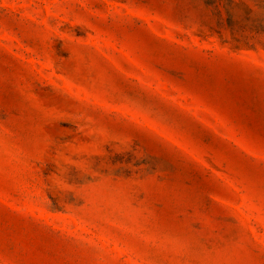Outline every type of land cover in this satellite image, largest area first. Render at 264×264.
Wrapping results in <instances>:
<instances>
[{
    "label": "rangeland",
    "instance_id": "1",
    "mask_svg": "<svg viewBox=\"0 0 264 264\" xmlns=\"http://www.w3.org/2000/svg\"><path fill=\"white\" fill-rule=\"evenodd\" d=\"M0 264H264V0H0Z\"/></svg>",
    "mask_w": 264,
    "mask_h": 264
}]
</instances>
